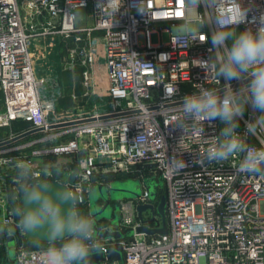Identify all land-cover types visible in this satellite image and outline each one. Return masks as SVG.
<instances>
[{
	"label": "built area",
	"instance_id": "1",
	"mask_svg": "<svg viewBox=\"0 0 264 264\" xmlns=\"http://www.w3.org/2000/svg\"><path fill=\"white\" fill-rule=\"evenodd\" d=\"M237 2L248 11L236 32L255 31L264 16V0ZM217 5L207 12L200 6L197 21L203 26L199 40H193L182 31L181 0H0V144L32 132L26 143L0 146V264H44L46 250L30 249L16 226L13 210L22 206L18 161L41 172V182H65L64 176L77 173L73 182L78 187L68 186L82 197L78 211L89 217L94 188L111 190L112 182L138 181L140 194L120 201L108 194L111 215L93 218L100 248L90 254H102L98 264H264V175L237 173L242 155L222 163L195 162L208 140L219 135V120L206 122L203 135L192 130L183 136L171 124L183 98L197 86L222 95L228 83L208 78L210 73L198 66L214 56L215 17L233 7L231 0H217ZM77 9L86 11L90 26L77 25ZM35 19L44 20L42 34L59 33L83 43L74 54L84 67L83 96L94 98L92 104L59 109L57 80L51 94L43 93L28 51V30L36 31ZM164 33L170 34L166 44L151 43L152 35ZM230 83L238 90L248 80ZM258 115L247 105L237 131L245 134L247 122ZM20 124L26 127L17 128ZM245 139L250 146L264 147V129ZM177 154L187 165L181 172L160 163ZM146 180L157 184L154 201ZM161 197L166 234L137 233L141 227L162 228L156 212ZM104 204L102 198L96 200L99 210ZM142 206L154 210L139 216ZM103 232L123 238L101 239ZM114 252L120 253V262H110Z\"/></svg>",
	"mask_w": 264,
	"mask_h": 264
},
{
	"label": "clouds",
	"instance_id": "2",
	"mask_svg": "<svg viewBox=\"0 0 264 264\" xmlns=\"http://www.w3.org/2000/svg\"><path fill=\"white\" fill-rule=\"evenodd\" d=\"M231 2L230 13L215 17L217 27L211 37L214 56L198 63L210 73L208 78L217 83L221 78L228 82L224 92L221 95L213 88L197 86L196 92L183 98L177 109L179 114L172 117L171 124L181 129L183 136L192 130L203 135L206 122L219 120L223 125L219 135L208 140L203 157H198L195 162L222 163L242 155L237 173L264 175V147L250 146L245 139V135L254 136L259 129H264V16L255 31L249 28L237 33L236 27L246 21L248 10L237 0ZM181 3L185 13L182 31L193 40H199L203 26L197 21L202 15L200 6H205V12L214 10L218 6L217 0H181ZM200 41L206 42L207 35ZM233 80H248V83L234 90L230 83ZM247 105L259 115L247 122L246 132L241 134L237 129ZM160 163L176 173L187 166L178 154L167 156ZM16 169L23 199V205L13 210L18 217L16 226L22 232L49 242L44 264H89L90 253L100 245L95 237L94 219L78 211L77 204L82 197L69 190L68 185L78 186L70 179L67 182H41L42 173L24 161H18ZM77 175L72 173L71 178L75 181ZM56 241L62 243L56 246Z\"/></svg>",
	"mask_w": 264,
	"mask_h": 264
},
{
	"label": "crops",
	"instance_id": "3",
	"mask_svg": "<svg viewBox=\"0 0 264 264\" xmlns=\"http://www.w3.org/2000/svg\"><path fill=\"white\" fill-rule=\"evenodd\" d=\"M22 15L26 25V17L23 11ZM40 22L43 23L44 20L35 19V23H33L36 31L28 30V51L33 74L36 79L43 82L42 91L46 95L51 94L52 86L57 80L62 97L67 93L68 89L71 90V92L75 89L77 80L75 75L76 69L82 71L84 69V67L80 65L77 55L74 54L83 43L75 42L73 37L66 39L59 33L42 34ZM27 23H29L28 20ZM73 54L74 57H72ZM68 72H70V75ZM81 89L83 93L82 79ZM74 98L76 101V97L73 95V99ZM94 100V98H90V103L92 104ZM22 141L26 143V137L22 139Z\"/></svg>",
	"mask_w": 264,
	"mask_h": 264
},
{
	"label": "water",
	"instance_id": "4",
	"mask_svg": "<svg viewBox=\"0 0 264 264\" xmlns=\"http://www.w3.org/2000/svg\"><path fill=\"white\" fill-rule=\"evenodd\" d=\"M36 132H38V131H33V133H36ZM31 133L22 134V135H20V136H18L16 138H14V139L6 142V143L0 144V146H4V145H8V144L15 143V142H17L19 140L24 139L26 136L30 135ZM71 175H72V173L70 175L64 176V178H63L64 181L67 182L70 179V182H73L74 181V177L71 178ZM47 183H55V181H51V182H47ZM152 185H153V189L151 191H149V194H150V199L152 201H154V200H156V187H157V184L152 181ZM13 186H16V183H14ZM97 188H98V191L100 193V196L99 197L104 200L105 204H104V206L100 210L95 211V212H93L91 210L92 205L90 204V213H91V217L92 218L100 219V218H103L102 217L103 216V213L107 209V206H108V198L103 195V193H102V187L101 186H99ZM21 204L23 205V199H22V197H21ZM146 209L154 210L152 206H142V207H138L137 208L138 215L140 216L141 212H143ZM156 212L158 213V215L161 218L162 228L161 229H152V230H149V229H147L145 227H141V228L137 229V231H136L137 233L147 234L149 236H153V235H160V236H162V235H165L166 234L167 229H166V219H165V197H161L160 198L159 203H158V206L156 208ZM114 224H116V221L114 222ZM24 236H25V239L28 242L49 243L46 239H41V238L36 237V236H31V235H29V234H27L25 232H24ZM128 236H131V233L127 234V237ZM111 237L112 238H116V239L123 238L118 233H105V232H103L99 236V238H101V239H107V238H111ZM102 260H103L102 254H100V253H93V254H90L89 264H98ZM114 261H117V262H120L121 261V255H120V253H118V252L112 253L110 262H114Z\"/></svg>",
	"mask_w": 264,
	"mask_h": 264
},
{
	"label": "rangeland",
	"instance_id": "5",
	"mask_svg": "<svg viewBox=\"0 0 264 264\" xmlns=\"http://www.w3.org/2000/svg\"><path fill=\"white\" fill-rule=\"evenodd\" d=\"M74 13L76 15V20H77L76 22L79 27H85V26L91 25L92 22L91 20L87 18L85 10L77 9L74 11ZM35 33H38V32H35ZM169 37H170L169 33L162 34V37H159L158 35L154 34L151 36V43L153 45H156L158 43L166 44L169 41ZM64 81L67 82L66 80ZM1 109H2V106L0 103V110ZM58 160L62 162L65 160V158L61 157ZM146 184H147V187L149 188V191H151L153 189L152 181L146 180ZM140 192H141V188L139 186V183L138 181H135V180H129V181L127 180L124 182H112L111 190H108L106 187L102 189V193L104 196L107 197V195L109 194L110 197L115 201L134 198V196L140 194ZM99 196H100V193L97 187L94 188L89 195V202L92 205L91 210L93 212L99 210V208L96 206V200L99 198ZM110 215H111V208H107L104 211L102 217H109ZM10 246H12V244ZM10 255L11 257L13 256L12 253Z\"/></svg>",
	"mask_w": 264,
	"mask_h": 264
},
{
	"label": "trees",
	"instance_id": "6",
	"mask_svg": "<svg viewBox=\"0 0 264 264\" xmlns=\"http://www.w3.org/2000/svg\"><path fill=\"white\" fill-rule=\"evenodd\" d=\"M81 72L82 70L76 69L75 75H76V87L71 92V90L68 89L67 93L64 94L58 101V108L59 109H66L71 108L75 105H82V106H88L90 105V98L84 97L81 89ZM70 75V72H68ZM73 95L76 97V101L73 99ZM26 127V124H20L17 126L19 129H23ZM62 243V241H56V246H59ZM27 245L30 249L35 250H42L45 251L50 244L49 243H39V242H27Z\"/></svg>",
	"mask_w": 264,
	"mask_h": 264
}]
</instances>
